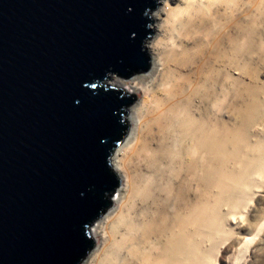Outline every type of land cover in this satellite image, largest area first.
I'll use <instances>...</instances> for the list:
<instances>
[{"label":"bare ground","instance_id":"bare-ground-1","mask_svg":"<svg viewBox=\"0 0 264 264\" xmlns=\"http://www.w3.org/2000/svg\"><path fill=\"white\" fill-rule=\"evenodd\" d=\"M169 3L143 45L148 69L106 80L140 99L110 158L118 197L89 233L101 247L82 264H215L229 216L264 176L252 132L264 114V0Z\"/></svg>","mask_w":264,"mask_h":264},{"label":"water","instance_id":"water-1","mask_svg":"<svg viewBox=\"0 0 264 264\" xmlns=\"http://www.w3.org/2000/svg\"><path fill=\"white\" fill-rule=\"evenodd\" d=\"M158 0H0V264H81Z\"/></svg>","mask_w":264,"mask_h":264},{"label":"rangeland","instance_id":"rangeland-1","mask_svg":"<svg viewBox=\"0 0 264 264\" xmlns=\"http://www.w3.org/2000/svg\"><path fill=\"white\" fill-rule=\"evenodd\" d=\"M175 5L177 4L173 6ZM261 64L263 65V69L261 70L259 81L264 82V62ZM134 99L135 101L131 107L139 101L140 94H136ZM229 109H232V105H229ZM128 113L129 110L127 111V115ZM225 118L231 125L236 123L232 114L230 117ZM128 125L130 131V124L128 123ZM252 132L264 141V114L257 118ZM252 139L254 140L255 138L252 137ZM256 183L257 186H254L252 194L247 197L244 207L229 216L226 225L228 234L219 240L211 252L210 257L215 264H264V176L258 177ZM117 190L118 188L110 199L111 207L114 206L112 198L117 199L118 197ZM90 230H92V226ZM93 241L94 246L88 255H91L96 249L101 247V240L99 238H94L93 236Z\"/></svg>","mask_w":264,"mask_h":264},{"label":"clouds","instance_id":"clouds-1","mask_svg":"<svg viewBox=\"0 0 264 264\" xmlns=\"http://www.w3.org/2000/svg\"><path fill=\"white\" fill-rule=\"evenodd\" d=\"M165 6L171 7L169 0H161V2L157 5L155 9H150L146 11V16L149 17L151 23L147 25V27L150 28H155L157 31L160 30V25L164 23V21L167 18V14L163 13L161 9ZM147 47L149 49L152 48L151 43L147 44ZM154 55V53H153Z\"/></svg>","mask_w":264,"mask_h":264}]
</instances>
